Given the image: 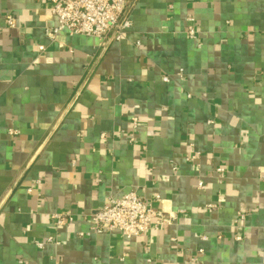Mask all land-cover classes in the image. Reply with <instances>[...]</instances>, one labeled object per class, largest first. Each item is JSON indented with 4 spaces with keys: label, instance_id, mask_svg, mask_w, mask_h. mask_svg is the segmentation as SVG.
<instances>
[{
    "label": "crops",
    "instance_id": "0c3cea01",
    "mask_svg": "<svg viewBox=\"0 0 264 264\" xmlns=\"http://www.w3.org/2000/svg\"><path fill=\"white\" fill-rule=\"evenodd\" d=\"M51 6L0 0V264H264V0H128L112 42ZM131 190L165 224L93 231Z\"/></svg>",
    "mask_w": 264,
    "mask_h": 264
},
{
    "label": "built area",
    "instance_id": "2783aa9c",
    "mask_svg": "<svg viewBox=\"0 0 264 264\" xmlns=\"http://www.w3.org/2000/svg\"><path fill=\"white\" fill-rule=\"evenodd\" d=\"M127 4L128 0H51V12L57 18V24L48 28V36L52 38L61 31H67L70 34L94 36L104 42L119 41L132 24L125 15ZM6 21L9 26H15L12 14L6 16ZM187 31L190 37L195 36L192 17ZM39 47L44 48L43 45ZM52 217L57 224L71 220V217L61 213H54ZM87 219L96 233L117 231L125 238L158 229L166 222L160 210L134 190L108 199L101 208L90 212ZM38 245L42 246V243Z\"/></svg>",
    "mask_w": 264,
    "mask_h": 264
}]
</instances>
